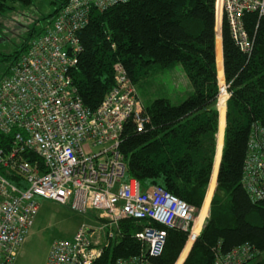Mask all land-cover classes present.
Instances as JSON below:
<instances>
[{"label": "trees", "instance_id": "trees-1", "mask_svg": "<svg viewBox=\"0 0 264 264\" xmlns=\"http://www.w3.org/2000/svg\"><path fill=\"white\" fill-rule=\"evenodd\" d=\"M68 1H53L52 13L24 27L26 39L19 47L0 52V80ZM32 2L0 0V17L12 11L13 4L29 7ZM215 7L219 18L221 0H130L102 13L92 11L79 32L82 52L71 78L90 110L114 86L117 61L134 85L180 65L192 87L177 105L166 97L143 105L148 121L142 132L129 121L119 146L126 178L137 180L143 190L158 186L201 211L204 219L209 209L201 232L194 227L190 238L167 229L163 252L151 259L153 264H213L218 243L222 252L248 244L263 254L250 264H264V203H252L241 184L252 128H264V18L244 16L252 42L245 53L225 20L221 34L216 30ZM223 82L228 98L224 91L220 95ZM10 144V136L0 135V149ZM145 225L121 222L118 238L92 264L138 256L141 245L134 236Z\"/></svg>", "mask_w": 264, "mask_h": 264}, {"label": "built area", "instance_id": "built-area-1", "mask_svg": "<svg viewBox=\"0 0 264 264\" xmlns=\"http://www.w3.org/2000/svg\"><path fill=\"white\" fill-rule=\"evenodd\" d=\"M128 1L69 0L0 80V135L10 136L11 143L0 149V264H15L38 214L37 198L93 214L98 225H83L71 238L55 240L45 264H92L126 220L147 221L134 236L141 251L115 264H153L163 252L167 229L192 237L194 207L158 186L145 191L126 178L119 151L124 126L132 121L142 132L148 120L123 65L114 64V86L95 110L83 105L71 78L82 52L79 32L92 11ZM246 14L264 18V0H221L215 26L221 34L225 20L233 41L249 53ZM241 184L252 203H264L262 127L250 133ZM220 246L213 249V264H250L263 256L248 244L227 252Z\"/></svg>", "mask_w": 264, "mask_h": 264}, {"label": "rangeland", "instance_id": "rangeland-1", "mask_svg": "<svg viewBox=\"0 0 264 264\" xmlns=\"http://www.w3.org/2000/svg\"><path fill=\"white\" fill-rule=\"evenodd\" d=\"M53 1L55 0H33L29 7L13 4V10L0 17V31L3 32L0 35V52H13L19 47L26 39L24 27L31 26L36 19L52 13L56 7ZM36 23L37 27L41 25V22ZM225 86L223 82L220 95L222 91L227 95ZM136 92L142 106L160 97H166L172 104L177 105L190 95L192 87L182 67L177 65L164 73L150 76L145 81L139 82L136 85ZM217 105L218 102L216 104L218 110ZM37 202L38 214L26 241L19 249L15 264H45L50 247L55 240L71 238L83 225L98 226L97 218L93 214H79L66 206L40 198H37ZM198 214L199 211L196 215Z\"/></svg>", "mask_w": 264, "mask_h": 264}, {"label": "bare ground", "instance_id": "bare-ground-1", "mask_svg": "<svg viewBox=\"0 0 264 264\" xmlns=\"http://www.w3.org/2000/svg\"><path fill=\"white\" fill-rule=\"evenodd\" d=\"M219 114V113H218ZM215 190V189H214ZM204 216H203V214H202V212L201 211H199V214H198V216L196 217V221H195V228H197V229H200L201 230V228H202V226H203V223H204ZM146 223H147V221H145ZM188 240H189V238H188ZM187 240V241H188ZM195 240V239H194ZM250 246V245H249ZM250 247H252V246H250ZM252 248H254V247H252ZM255 249V248H254ZM257 250V249H256ZM178 260V259H177Z\"/></svg>", "mask_w": 264, "mask_h": 264}, {"label": "crops", "instance_id": "crops-1", "mask_svg": "<svg viewBox=\"0 0 264 264\" xmlns=\"http://www.w3.org/2000/svg\"><path fill=\"white\" fill-rule=\"evenodd\" d=\"M217 134H218V129H217V133H216V135H215V139H216V146H217ZM215 152H216V150H215Z\"/></svg>", "mask_w": 264, "mask_h": 264}, {"label": "water", "instance_id": "water-1", "mask_svg": "<svg viewBox=\"0 0 264 264\" xmlns=\"http://www.w3.org/2000/svg\"><path fill=\"white\" fill-rule=\"evenodd\" d=\"M89 233H90V231H89Z\"/></svg>", "mask_w": 264, "mask_h": 264}]
</instances>
